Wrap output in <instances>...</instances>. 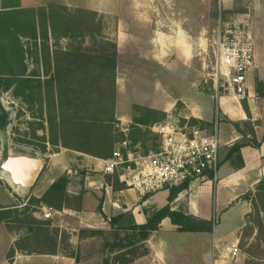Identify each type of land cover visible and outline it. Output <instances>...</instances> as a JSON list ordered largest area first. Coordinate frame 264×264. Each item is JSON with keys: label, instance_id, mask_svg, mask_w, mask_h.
Listing matches in <instances>:
<instances>
[{"label": "crops", "instance_id": "1", "mask_svg": "<svg viewBox=\"0 0 264 264\" xmlns=\"http://www.w3.org/2000/svg\"><path fill=\"white\" fill-rule=\"evenodd\" d=\"M12 2V0H10ZM46 0H20L22 7H35L43 4ZM100 0H91L94 4ZM108 2V0L106 1ZM159 2V3H158ZM158 0H130L129 4L123 6H108L107 9L95 11L130 16L116 24L113 34V41L118 46V57L116 66V101L114 107L115 118L119 125L128 129L133 121L132 106L140 105L156 111L169 114L176 104V98L169 99L170 96H163L162 93L152 94L148 103L138 101L132 97L126 111L120 108V92L124 79L146 77L144 74L150 73L149 79H157L158 71L166 69L173 71L178 62L186 64L183 68L185 79L194 92H200L196 83L191 80L192 74L197 69L198 46H203L205 39L197 35L194 36L184 25L171 24L163 26L161 18L156 15L179 13L178 8L163 7ZM3 7V0H0V10ZM250 14L253 22L255 42L258 37V26L253 18L255 6L252 3ZM154 16V17H152ZM111 41V40H110ZM260 81L264 82V52L256 46V66L253 69ZM173 73V72H172ZM251 72L248 77V115L243 107L242 101L233 95H223L218 101L213 94L208 95L215 100L216 109L221 116L222 131H220L221 147L219 151V165L217 170V182L201 185L199 182H192L189 187L182 191L171 204L172 209L182 208L189 214L204 220H212L213 211L216 210L218 221L214 225V241L222 245L221 253L225 252V246L229 241L240 240L248 232V239H258L259 227L254 218L256 212L264 228V185L260 186L264 180V96H256L253 83H251ZM191 89V90H192ZM124 92V91H123ZM205 94V93H203ZM197 96L192 94L191 96ZM179 98L188 111V115L194 119L202 121H213L202 116V109L195 104L198 97ZM195 104V106L190 105ZM219 124L221 125V123ZM221 129V126H219ZM258 142L259 147L245 145L240 152L232 150L234 144L252 140ZM43 159L46 166L33 186L32 192L40 197L56 177L61 174L71 173L70 162L76 163L80 167L81 163L95 166V172H86L82 178V188L84 195L81 209L63 207L60 211L61 217L58 226L67 230L71 234V241L76 239V233L83 228L108 229V219L110 216L130 211L133 213L137 223H144L146 216L143 208L148 204L162 207L167 204L168 190H161L152 193L148 198L143 199L136 191L125 187L115 186L110 179L114 176L104 174L102 165L97 161L98 157L87 154L80 150L63 148L49 153ZM242 160V161H241ZM70 161V162H68ZM79 178V177H78ZM80 179V178H79ZM72 187H68L69 195L77 194ZM216 198V206L213 200ZM36 210H40L39 208ZM34 211L36 216L41 213ZM107 216V219L105 218ZM168 227L170 233H192L201 243L197 246L203 255L209 256V242L211 232H179L171 223L169 218L163 219L159 230L155 231L145 242L149 243V253L136 257L130 264H164L169 262L165 254L156 256L157 248H162L163 238L160 236L164 226ZM156 247H152L151 241ZM190 239V240H191ZM17 236L14 233L4 230L0 233V264H77L73 257L61 256L59 254L27 253L16 251L12 261L7 259L9 249L14 246ZM4 244V247L2 246ZM247 244V243H243ZM216 263V262H215Z\"/></svg>", "mask_w": 264, "mask_h": 264}, {"label": "rangeland", "instance_id": "2", "mask_svg": "<svg viewBox=\"0 0 264 264\" xmlns=\"http://www.w3.org/2000/svg\"><path fill=\"white\" fill-rule=\"evenodd\" d=\"M100 0L98 3L94 4L91 0H46L42 2L41 5H48L50 3H58L63 4L68 7L69 11L74 12L77 18L82 17L83 13L79 10H89L94 11L95 14H88V18L91 20L93 25L95 26L98 34L105 40L113 41V34L115 31L116 24L120 21V18L128 19L130 16H122V15H113L100 13L95 11L97 8L99 11L107 9L108 6H123L124 3L129 4L130 0ZM163 7H176L180 11L179 13L173 14H163L161 16L156 15V18H161L163 26L171 24L184 25L194 36H201L204 41L203 46H198L199 52L197 58V69L192 74L191 80L196 83L197 89L203 93L194 92L191 86L188 84V79H185V70L183 68H187L186 64H182L180 62L177 63L178 66L175 65L176 69L173 71L163 70L158 71L157 79H149L151 76L150 73L145 72L146 77H137V78H125L122 84L120 92V108L121 110L126 111L129 105V101L132 97L138 101H143L148 103V99L152 94L162 93L163 96H170L169 99H177L176 103L179 101V104H175V108L169 113L173 114V117L179 123H184L186 121V117H190L189 123L195 125L193 122H196V125H201L199 120L194 119L192 116L188 115V111L185 108V104L179 98L190 99L193 98L192 94H197L198 97L195 101V104L198 105L199 108L202 109V116L206 119H215L216 115V104L215 100L208 95L213 94L212 83L209 80L207 74L211 71V64L213 59V45H214V36H215V28L217 23V17L219 14L220 8L223 10H238L243 8V6L247 5L248 10L246 13H238L241 17H248L247 13H249L250 8L253 5L255 6L254 12V20L256 25L258 26V37L256 40V46L259 47L261 52H264V0H158ZM159 3V2H158ZM40 6V5H37ZM35 6V7H37ZM233 16V15H232ZM154 17V16H152ZM166 25V26H167ZM23 45L27 42L26 39L22 38ZM25 42V43H24ZM58 42V41H57ZM59 46L51 40L48 44L50 46V50L53 51L56 49H65L68 46V40L62 39L59 41ZM28 43V42H27ZM30 45V42L28 43ZM27 44V45H28ZM28 54L26 57V65H27V74H35L40 78H43L44 71L46 69L44 65V60L48 58V53L43 50V48H35L30 47L27 48ZM50 51V53H51ZM21 70V69H20ZM173 72V73H172ZM251 83H253L255 89L256 96H264V82L260 81L257 75L252 71ZM89 79L88 82L92 85L91 89V99L95 100L98 104L106 106V108L111 106L116 101V80L114 85L112 84L111 74L108 70L99 68L97 66L93 67L92 70L85 74ZM14 74H3V80L0 81V102L7 111L10 113V124L6 128L5 131L0 132V162L5 158L8 154L13 155H29L32 157H40L42 159H46V156L49 153H53L55 151L61 150L64 147L60 145H52L49 141L50 131L49 125L47 122V103L45 101V91L42 92V95L38 94V91L33 88H21V87H13L10 89H4L10 81L8 79H12ZM18 87V88H17ZM113 89L115 92H113ZM192 89V90H191ZM247 99V98H246ZM243 100V107L246 109V113L249 115L248 108V100ZM96 102L91 105V109L96 108ZM190 105L191 100H190ZM195 104L193 106H195ZM133 107V106H132ZM133 111V109H132ZM138 116L141 115L139 112H135ZM167 114V116L169 115ZM219 122L221 121V116L218 111ZM134 116V113H133ZM160 119L159 122H162L167 119ZM197 120V121H194ZM208 125L211 124V121H202ZM221 123V122H220ZM153 124H138L136 125L134 121L131 123V128H129L128 136L134 142H139L143 146L147 147L151 144H156L158 137L151 131V126ZM206 125V126H207ZM220 131H222V123ZM118 130H122L121 125L118 124ZM209 127V125L207 126ZM212 127V126H211ZM210 127V128H211ZM57 126L54 128L56 134ZM60 129V127H59ZM57 135V134H56ZM60 138V134L56 139ZM252 140V139H251ZM254 142V140H252ZM70 162V161H68ZM46 163V162H45ZM71 173L70 175L71 181L69 186L72 187L73 191L77 192V194L70 195L72 200H70L67 205L63 207H71L77 210L81 209L82 199L85 193L84 188H82V178L86 172H95V166L86 165L84 163L80 164V167L76 165L73 161L70 162ZM105 174V173H104ZM80 179H79V178ZM114 184L120 185L119 187H125V184L119 181L117 177L110 179ZM32 189H24L15 185L11 179V176L8 172L2 171L0 168V214L3 212H14L18 210L21 214L19 218L21 221L10 223V228L8 224L4 220H0V233H3L4 230L7 232L14 233L17 236V240H20L26 235H29V227L32 226V223L27 221V219L32 218L40 221H47V228L50 229V233H53L52 230L55 228H59L58 233V253L61 256L73 257L76 259L77 264H102L103 258L105 257V252L103 250L104 237L100 235H96L93 233L92 228H83L80 229L76 233V239L71 241V234L58 226L59 218L61 217L60 211L63 209H55L50 208L52 215L49 218L44 216V208H48L46 206L40 204H29L30 200H34L39 198L32 192ZM81 192V201L78 206V202L76 201V196H78ZM216 206V198L212 203ZM152 205L148 204L147 206ZM28 206V210L26 209ZM40 210H36V209ZM25 209L27 210L26 212ZM33 210L41 213V216L38 217L35 215ZM212 220L215 225L218 221V217L216 214V210L213 211ZM16 217V216H15ZM109 223V222H108ZM34 227H37L34 225ZM101 230L104 233H108L110 231V225L108 229H94ZM65 231V233L69 236L68 242L60 243L61 232ZM40 234H45V231H42ZM39 234V235H40ZM47 234V233H46ZM36 235V234H35ZM33 235V236H35ZM32 236V235H31ZM160 236L163 238L162 248H157L158 254L156 256H163L165 254L169 262L164 264H245L246 260L249 258V253L256 256L255 260L264 263V242L261 240H253L250 241L248 239V232L245 233L244 237L239 242L238 250L230 253L229 257L223 258L219 249L222 246L215 247L218 245H222L218 241H214L215 233L211 232V239L209 242V256L203 255V251H200L199 247H197L201 241L198 238L191 239L195 235L192 233H175L172 234L169 232L168 227L165 225L160 232ZM191 239V240H190ZM151 241L152 247H156V243H158V238ZM241 243H247L240 246ZM253 243V244H251ZM259 244L260 247L257 246ZM6 244V243H4ZM2 243V246L4 247ZM30 249L35 250V241L33 237L24 241L23 245ZM148 250L149 253V243H144L143 246L138 247L130 254L127 251H121L119 253L113 254V259L110 264H123L124 258H131L134 256V259L138 256V253H142ZM165 252V253H164ZM0 253L1 250H0ZM36 253V252H34ZM126 253V254H125ZM145 254V255H147ZM73 255V256H72ZM216 262V263H215Z\"/></svg>", "mask_w": 264, "mask_h": 264}, {"label": "trees", "instance_id": "3", "mask_svg": "<svg viewBox=\"0 0 264 264\" xmlns=\"http://www.w3.org/2000/svg\"><path fill=\"white\" fill-rule=\"evenodd\" d=\"M247 10V5L236 11L224 10V16L230 17L238 13H246ZM79 11L83 15L77 18L76 14L69 11L68 7L63 4L50 3L24 8L20 5V0H12V2L3 0V7L0 10V81L3 80L1 75L12 73L14 76L12 79H8L10 82L3 87L4 89H10L12 86L28 87L36 89L40 95L45 91L47 122L50 131L49 141L52 145L80 150L98 158H108L116 144L124 139L125 134L116 127L119 123L115 118L114 103L106 108L91 99L93 86L89 84L87 80L89 78L85 74L95 66L108 70L114 85L118 46L116 42L105 40L98 34L88 18V14H95L94 11L86 9ZM23 37L28 43L30 42V45L27 42H24L25 45L22 44ZM62 39L68 40L67 48H55L51 51L48 43L53 40L59 46V41ZM29 46L43 48L46 54L48 53V58L43 61L46 67L43 78L26 73L28 68L26 57ZM113 92H115L114 89ZM95 102L96 108L92 110L91 105ZM179 103L178 101L176 104ZM132 109L133 121L136 125L140 123L154 124L167 116L165 112L140 105H133ZM136 111L141 115L138 116ZM199 123L201 127L209 125L207 128L213 125V122L208 125L200 121ZM9 124L10 113L3 108L0 102V132L5 131ZM56 126L57 135L54 131ZM59 134L60 138L56 139ZM247 144L254 147L260 145L256 141H241L234 144L232 150L240 152L241 147ZM71 178L68 174L59 175L39 198L30 200L29 204L61 209L72 200L68 192ZM262 185H264V180L260 183V186ZM115 186L117 187L116 184ZM187 186V184H183L168 188L167 204L162 207L156 205L144 207L143 212L146 216L144 223H137L133 213L127 211L109 217L110 231L108 233L92 229L94 234L104 237L105 257L102 264H110L114 253L127 251L130 254L138 247L143 246L150 236L159 230L165 218H169L179 232H212L214 229L212 220L197 218L182 208L172 209L171 204L182 191L187 189ZM82 193L75 198L79 203L78 206ZM149 195L143 196V199L148 198ZM28 208L26 206L27 210ZM26 209L24 212L27 211ZM255 214L254 222L259 227L258 239L264 238L263 225L256 218L259 214L258 212ZM19 215L23 214L18 210L3 212L0 214V220H4L10 228V223L21 221ZM105 218L107 219V216ZM27 221L32 223V226L29 227V235L14 243L7 253V259L11 262L16 251L57 254L59 228L53 229V233H50L47 221L32 218ZM42 231H45V234H40ZM32 237L36 245L33 247L35 250L28 248L26 244L23 245L24 241H28ZM68 238L65 231H62L59 242H68ZM256 244L260 247L258 243ZM243 245L245 244H240L241 247ZM147 252L148 250L145 249L144 252L135 256H143ZM249 255L245 264H264L255 260L256 256L251 253ZM133 260L134 256L124 258L123 264H130Z\"/></svg>", "mask_w": 264, "mask_h": 264}, {"label": "built area", "instance_id": "4", "mask_svg": "<svg viewBox=\"0 0 264 264\" xmlns=\"http://www.w3.org/2000/svg\"><path fill=\"white\" fill-rule=\"evenodd\" d=\"M250 12L246 18L225 17L224 10H219L211 71L207 74L217 101L225 94L239 101L248 96V77L256 66ZM189 119L179 123L169 114L166 120L154 123L151 131L158 140L147 147L134 142L128 136L129 130L122 129L125 137L116 144L111 156L97 158L103 173L117 177L140 196L183 184L188 188L192 182L215 184L221 147L218 108L211 128L192 125ZM44 213L46 218L52 215L50 208H44ZM238 247V240L229 241L221 257H229Z\"/></svg>", "mask_w": 264, "mask_h": 264}, {"label": "water", "instance_id": "5", "mask_svg": "<svg viewBox=\"0 0 264 264\" xmlns=\"http://www.w3.org/2000/svg\"><path fill=\"white\" fill-rule=\"evenodd\" d=\"M45 166L42 158L21 154H8L0 162L1 170L10 174L13 183L27 190L35 185Z\"/></svg>", "mask_w": 264, "mask_h": 264}]
</instances>
